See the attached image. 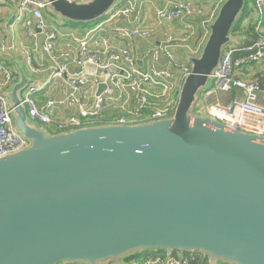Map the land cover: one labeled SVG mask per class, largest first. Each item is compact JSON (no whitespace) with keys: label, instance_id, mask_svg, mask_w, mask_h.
<instances>
[{"label":"water","instance_id":"obj_1","mask_svg":"<svg viewBox=\"0 0 264 264\" xmlns=\"http://www.w3.org/2000/svg\"><path fill=\"white\" fill-rule=\"evenodd\" d=\"M44 1L59 19L91 24L124 0ZM245 3L221 0L198 54L186 57L170 118L58 134L27 117L29 79L4 26L17 75L5 96L29 145L0 158V264H121L156 251L264 264V137L198 109L225 47L239 40L232 30Z\"/></svg>","mask_w":264,"mask_h":264},{"label":"built area","instance_id":"obj_2","mask_svg":"<svg viewBox=\"0 0 264 264\" xmlns=\"http://www.w3.org/2000/svg\"><path fill=\"white\" fill-rule=\"evenodd\" d=\"M14 9V24L20 23L25 36L31 43L22 45L20 55L25 60L31 74L40 76L49 72L45 83L30 84L22 95V103L26 115L31 120L43 125H52L61 132L69 129L87 127L103 115L104 109L119 106L123 115L115 117L108 124L133 126L170 118L175 110L181 83L189 73V67L179 64L173 49L181 48L182 40L166 34L162 41L148 48L142 60L147 69L141 70L137 59L129 45L126 47L110 46L105 38L100 39V46L93 48L91 39L102 28L108 25L110 33L121 40L132 42L135 39L147 41L150 32L144 26L137 0H124L112 10V14L103 22L94 25V31H88L83 38H78L65 29L66 25L49 22L43 16L47 10L44 0H5ZM221 0H219V4ZM253 6L260 13L264 0H254ZM124 21L123 26H113L115 18ZM159 24L178 23L186 25L193 35L191 20L204 18V25L210 23L203 8L192 0H169L161 8L155 10ZM260 25V23H258ZM69 39L75 52L56 49L58 43ZM6 47L0 46V158L28 147V142L13 127L11 110L5 93L13 84V74L3 62ZM235 52L243 56L234 58ZM50 67L42 70L35 64L43 63ZM264 58V38L259 37L252 44L237 49H224L217 69L214 71L213 87L204 93L229 94L232 90L240 92V96L221 105L218 101L201 105L202 114L219 121L231 129L264 137V108L258 104L261 92L257 83L247 82L235 76L236 67L256 64ZM168 61L181 75L180 83L175 82V75L162 64ZM58 82L61 98H47L42 104L35 101L38 93L48 84ZM104 86L101 93L98 86ZM203 93V94H204ZM75 107L77 115H69L63 121L55 118L58 109ZM223 116L225 119H222ZM198 253H175L168 257L148 256L140 264H201Z\"/></svg>","mask_w":264,"mask_h":264},{"label":"crops","instance_id":"obj_3","mask_svg":"<svg viewBox=\"0 0 264 264\" xmlns=\"http://www.w3.org/2000/svg\"><path fill=\"white\" fill-rule=\"evenodd\" d=\"M169 0H137V6L139 7L140 14L142 15L144 19V26L149 29L150 32V39L147 41H142L139 39H135L132 42H126L125 40H121L119 38L114 37L110 31L108 30V25L104 26L102 28V31L95 34V36L91 39L90 45L93 48H98L100 46V39L103 37L106 39L107 43L110 46L114 47H126V45H129L137 59V65L139 69L146 70L147 64L145 61L142 60V56L144 52L162 41L163 37L168 34L175 36L177 39L182 40L183 38H186L184 43H181L183 46L181 48H175L173 49V54L175 55L177 62L179 64H184L187 67H189V63L186 59L187 56H196L207 36L208 28L204 25V18L198 17L191 20V26L193 28V35L187 30L186 25H183L181 27L178 23H166V24H159L157 22V19L155 17V10L157 8L164 7ZM195 4L201 6L205 12L206 18L211 21L216 14V11L219 7V0H192ZM254 0H248L245 3L244 11L242 14L241 19L239 20L240 24H236L235 27L238 25V29L234 32L235 27L232 30V35L236 38H238V42L233 45H228L225 47V49H233L237 50L243 47H246L256 40H258L259 37L264 38V6L262 7L261 12L259 13L258 10L254 9L253 6ZM123 3V2H122ZM118 6V5H117ZM113 12L110 11L107 16L101 20L103 22L105 19L108 18V15L112 14ZM43 16L46 20L49 22H57L62 23L64 26L68 24L67 21H64L62 19H59L52 14H49L48 10H45L43 12ZM71 23V22H70ZM104 23V22H103ZM260 23V25L258 24ZM7 28V32L9 34V46L11 49L12 56L15 60H17L21 68L26 75V77L29 79L28 85L25 87V89L30 84H38V86L42 83H45L49 72H45L40 76H35L31 74L25 60L20 55V48L22 45L30 44L31 41L29 38L25 36L24 29L20 23L14 24L13 20V12L8 5L5 4V0H0V46L3 44L4 46L7 44L6 36L3 32L4 26ZM88 25V24H84ZM113 26H123L124 21L117 17L112 22ZM254 28L256 33L258 34L255 37V35H252L250 33V30ZM95 28H71L67 31H71L73 35H75L78 38H83L88 31H94ZM62 49L66 51H70L71 53L75 52V47L72 45L71 41L69 39H64L58 45L56 46V49ZM5 54V55H4ZM3 54V62L8 66V68L13 69V72H15L14 67L10 64L9 60L6 57L7 53ZM234 55L236 58H240L243 56V53L241 52H235ZM43 63L36 61L35 64L39 66L42 70H45L49 68L50 66L46 64V56L43 55ZM23 62V63H22ZM162 66L164 68H169L173 71L175 75V82L178 84L181 80V75L179 70L172 67L168 61H165ZM10 69V70H11ZM12 72V71H11ZM13 74V73H12ZM235 76L241 80L247 81V82H253L257 83L260 87L261 92L258 96V104L264 108V58L261 62L256 64H250L244 67H236L235 68ZM13 84L17 80L16 73L13 74ZM12 84V85H13ZM11 85V86H12ZM10 86V87H11ZM10 87L7 89L6 92L9 91ZM213 87V79L210 81L209 89ZM25 89L21 93V99L22 95L25 91ZM200 93L199 96V102H198V109L201 111V105H206L207 103H213L215 101H218L221 105H224L227 101H232L240 96V92L237 90H232L229 94H222V93H215L214 95H207L206 93ZM62 95L60 93V88L58 82L54 81L51 84H48L46 87L41 90L38 95L35 98V101L37 104H42L47 98H61ZM201 113H203L201 111ZM77 115L78 111L75 107H67L64 109H58L55 114V118L58 121H63L67 116L69 115ZM123 115V112L120 110L119 106L115 107H108L104 109L103 115L104 116H111V115ZM28 117V116H27ZM30 119V118H29ZM31 120V119H30ZM33 123H36L41 128L45 129L50 134H58L61 132L70 131L73 129L65 130V131H57L55 130V127L52 125H43L38 122H35L31 120ZM107 125V124H106ZM79 129V128H77ZM74 129V130H77ZM176 253V252H175ZM173 251H164L163 253L158 254H151V255H145L139 258L138 260H133L129 257L121 261V264H140L141 261L148 257V256H155V257H168L175 255ZM201 256V255H200ZM134 257V256H132ZM202 262L201 264H207V259L203 256H201ZM113 264V263H108Z\"/></svg>","mask_w":264,"mask_h":264},{"label":"trees","instance_id":"obj_4","mask_svg":"<svg viewBox=\"0 0 264 264\" xmlns=\"http://www.w3.org/2000/svg\"><path fill=\"white\" fill-rule=\"evenodd\" d=\"M248 0H246V2H247ZM97 22H94V23H91V24H96ZM238 24H240V22L238 23ZM88 25H90V24H88ZM238 29V25L235 27V30H234V32L236 31ZM250 33L252 34V35H255V37L257 36V38H258V34L256 33V31L254 30V28H252L251 30H250ZM234 58H236V56L234 55L233 56ZM118 115H111V116H104V115H102L100 118H98L97 120H95V121H92V123H90V124H87V125H85V126H87V127H93V126H103V125H106V124H108L109 122H111L115 117H117ZM164 251H156V252H146V253H143V254H139V255H136V256H134V257H131L130 258V260L131 259H133V260H138L139 258H141L142 256H145V255H151V254H158V253H163ZM175 253V252H174Z\"/></svg>","mask_w":264,"mask_h":264},{"label":"rangeland","instance_id":"obj_5","mask_svg":"<svg viewBox=\"0 0 264 264\" xmlns=\"http://www.w3.org/2000/svg\"><path fill=\"white\" fill-rule=\"evenodd\" d=\"M49 14H51L49 12ZM107 15H105L103 18H100L97 22H100L101 20H103ZM87 27V28H93L94 27V24H90V25H84V24H77V23H70L68 22L67 26L65 27V29H71V28H74V27H77V28H82V27ZM23 63V62H22ZM11 69V68H10ZM12 73L14 74L15 72H13V69H11Z\"/></svg>","mask_w":264,"mask_h":264},{"label":"bare ground","instance_id":"obj_6","mask_svg":"<svg viewBox=\"0 0 264 264\" xmlns=\"http://www.w3.org/2000/svg\"><path fill=\"white\" fill-rule=\"evenodd\" d=\"M222 119H225L223 116H221Z\"/></svg>","mask_w":264,"mask_h":264}]
</instances>
